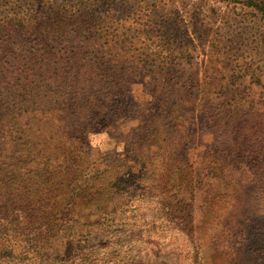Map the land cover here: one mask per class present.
I'll use <instances>...</instances> for the list:
<instances>
[{
  "label": "rangeland",
  "instance_id": "rangeland-1",
  "mask_svg": "<svg viewBox=\"0 0 264 264\" xmlns=\"http://www.w3.org/2000/svg\"><path fill=\"white\" fill-rule=\"evenodd\" d=\"M56 14L74 29L53 33ZM1 25L0 83L18 85L0 95V264H209V105L221 86L264 93V0H0ZM61 151L83 198L43 228L22 207Z\"/></svg>",
  "mask_w": 264,
  "mask_h": 264
},
{
  "label": "trees",
  "instance_id": "trees-1",
  "mask_svg": "<svg viewBox=\"0 0 264 264\" xmlns=\"http://www.w3.org/2000/svg\"><path fill=\"white\" fill-rule=\"evenodd\" d=\"M54 21L56 23H52L53 33H69L74 29L64 22L61 15L56 14ZM7 24L9 25V22ZM1 26L0 33L6 35L8 28ZM12 26L18 25L13 22ZM0 48L4 53L10 51L7 43L0 45ZM31 55L33 57L34 53ZM30 56L28 61L32 58ZM25 78H28L27 74ZM106 78L102 80L105 82L106 92L114 93L116 83ZM153 80L157 81L158 77H154ZM17 85L16 80L6 86L0 83V95L1 91H10ZM221 87L216 91L214 97L216 101L209 105L211 114L207 123L220 146L219 152L211 153L213 154L211 161L215 162L211 171L214 184L207 183L204 189L209 195L207 212L210 213L211 224V236L208 237L210 255L207 262L264 264V93H260L256 100L248 87L240 85ZM201 92L208 98L209 90ZM173 94L170 93V96ZM209 99L211 100L210 97ZM11 101L15 103L14 97ZM10 104L0 98V111L4 110L2 116H8L11 111ZM56 108L61 110L59 107ZM4 137L1 128L0 139ZM57 157L59 159H56ZM67 161L68 155L63 151L52 157L50 153H44L31 172L33 176L30 179L35 180L33 183L38 186V197L34 203L36 208H33V205L32 207L26 205L27 207H22V212L44 214L39 219V224L43 228L51 229L60 223V220L70 213L73 200L83 198V195L78 193L82 181L74 178L76 174L66 167ZM10 172L3 174L5 179L10 177ZM231 172L235 173L236 178L226 179L225 173ZM53 175L56 176L55 181H51ZM123 180L113 178L110 182L111 185L113 183L118 185V192H123L128 186ZM75 181H78V184L74 185ZM199 181L203 187L204 183L201 179ZM111 191L110 196L103 199L104 202L119 194L113 189ZM189 230L191 234L192 229ZM199 258L202 261L200 256Z\"/></svg>",
  "mask_w": 264,
  "mask_h": 264
}]
</instances>
